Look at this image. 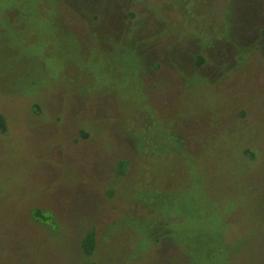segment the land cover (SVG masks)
<instances>
[{
  "label": "rangeland",
  "instance_id": "rangeland-1",
  "mask_svg": "<svg viewBox=\"0 0 264 264\" xmlns=\"http://www.w3.org/2000/svg\"><path fill=\"white\" fill-rule=\"evenodd\" d=\"M0 113V264H264V0H0Z\"/></svg>",
  "mask_w": 264,
  "mask_h": 264
},
{
  "label": "trees",
  "instance_id": "trees-1",
  "mask_svg": "<svg viewBox=\"0 0 264 264\" xmlns=\"http://www.w3.org/2000/svg\"><path fill=\"white\" fill-rule=\"evenodd\" d=\"M204 58L202 56H199V60L197 61L198 63H203ZM4 117L3 115L0 113V130H5L6 129V125L4 122ZM124 162H128L127 160H124ZM128 166V163H127ZM97 246V236H96V232L95 231H91L90 233H88L82 243V248L84 250V252L86 254H93L94 249ZM80 264H98L96 261H85L83 263Z\"/></svg>",
  "mask_w": 264,
  "mask_h": 264
}]
</instances>
